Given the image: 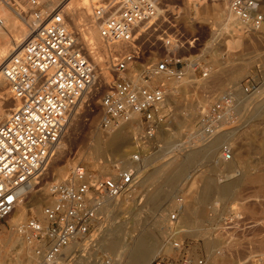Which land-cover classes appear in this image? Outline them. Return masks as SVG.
I'll return each instance as SVG.
<instances>
[{
    "label": "rangeland",
    "instance_id": "1",
    "mask_svg": "<svg viewBox=\"0 0 264 264\" xmlns=\"http://www.w3.org/2000/svg\"><path fill=\"white\" fill-rule=\"evenodd\" d=\"M27 1L0 0V4L8 3L20 14L29 17ZM161 3V8L176 5L177 7L173 9L176 15L169 17L162 12V17L155 21L158 29L148 31L143 39L145 55L142 63L147 65L160 61L170 51L164 47L161 38L166 36L173 38L181 34L184 46L174 50L175 53L182 56L186 62L197 61L200 67L198 70H193L191 64L187 66L182 80L162 78L168 89V96L164 103L165 111H167L166 118L162 124L158 125L155 137L148 141L140 163L136 165L131 159V154L135 150V139H133L134 143L130 144V148L125 147L130 152L124 159L114 153L89 158L94 152L96 142L104 145L109 131L100 126L102 116L100 98L111 83L108 86L104 82L103 85L99 84V66L95 64L85 48L71 16L67 15L71 28L96 68L97 83L85 93V97L83 96L73 109L66 133L59 142L62 148L54 149L34 179L33 191L27 189L23 200L28 201L32 192L43 187H46L48 193L47 185L51 181L66 177L75 165H82L90 171L101 174H112L117 166H138L139 185L137 184L134 189L135 194L129 195L126 198L127 201H124L125 204L123 203L120 207L121 211L115 210L112 217H108L103 212L102 222L105 227H102L106 229L113 220L119 223L122 221L121 226L124 227V231L126 233L129 231L126 236L129 237L131 234L137 236L142 233L153 237L152 239H155L154 241L158 242V246L162 249L156 256L150 258L147 264L161 253L168 255L173 253L170 243L174 238L175 225L170 215L177 213L176 207L183 204V212L179 211L176 216L183 229L189 227L188 229L191 230L187 229L181 237L185 240L186 251L192 257L204 258L205 264H264V225H259L263 213L264 183L248 177L250 174L254 177L260 175V170L264 167V162H259L261 158L264 159V27L258 32H250L246 28L248 31H242V34L232 33L239 26L237 22L235 25V20L224 28L222 8H229L228 0H208L200 5H193L188 0H161ZM14 18L18 20L17 17L14 16ZM231 28L232 30L228 31ZM119 45L120 49L126 48L125 45ZM203 71H206L208 75L203 76ZM110 74L113 80L112 70ZM245 82L251 83L250 92H244L241 89V85ZM231 88L235 89L237 95L234 117L231 121L224 123L220 131L236 130L232 138L210 141L209 150H201V153L195 159L189 160L188 164L178 166L184 153L190 152L192 147H197L191 144V147L185 148L182 144L184 140H187L188 135L198 130L202 108ZM8 91V84L2 78L0 105L6 106H0V108L6 107L10 109L8 111L10 113L15 106V101ZM172 92H175L178 97L176 102H168ZM189 111H192L193 115L187 116ZM128 123L134 127L138 126L141 129L139 133L143 134L144 126L141 123L136 121ZM163 127L165 135L160 136ZM96 133L100 135L98 140ZM224 143L229 144L233 150L232 159L229 161L221 158L220 147ZM202 144L196 141V145ZM185 145L188 144L185 143ZM182 147L185 149L181 150ZM114 159H118L116 167H113L112 162L109 161ZM174 159L177 163L170 166ZM61 167H65L63 174H56ZM160 170L164 177L158 179L156 177ZM175 170L179 171L180 175L176 180L171 181L168 178ZM155 171L158 172L156 177L148 179L145 187H142V176H147L151 172L155 174ZM169 181L171 182L167 183ZM206 181L218 186L237 185L231 189L234 198L228 202L214 194H209L202 203V189ZM154 184H163V191L167 194V198L158 203L147 200V191H150ZM49 200L48 193V196L41 201V212L33 214L29 211L21 221L34 215L42 219L43 206ZM187 203L192 204L193 212L187 209ZM125 205L126 207L123 208ZM199 207L202 208L201 216L195 215ZM134 214H138L136 218ZM9 218L10 216L0 222V264H11L14 262L12 258L16 256V250L8 238L17 233L14 226L9 223ZM194 219L204 221L201 225L204 229L198 230L196 234L192 233L193 226L190 224ZM102 222L98 225L95 242H91L88 248L82 251V254L88 257L89 264H102L101 260L105 261L104 264L113 263L114 255L106 247H100L101 236L105 232L99 228ZM133 225H135V233L132 232ZM195 226L199 227L198 223ZM29 250L30 254H34L30 248Z\"/></svg>",
    "mask_w": 264,
    "mask_h": 264
},
{
    "label": "built area",
    "instance_id": "2",
    "mask_svg": "<svg viewBox=\"0 0 264 264\" xmlns=\"http://www.w3.org/2000/svg\"><path fill=\"white\" fill-rule=\"evenodd\" d=\"M188 1L196 5L208 0ZM228 3L234 17L250 32L264 27L263 0H228ZM31 4L37 23L35 32L9 57L2 70L15 106L0 121V222L14 209L22 187L38 176L44 161L53 153L75 106L97 83L96 68L65 15L66 0H53L47 11L42 9L40 0H31ZM161 6V0H98L92 10L101 37L109 44L126 46L113 51L114 79L100 98V126L109 129L134 121L144 126L143 134L135 138L131 154L136 165L148 141L155 137L158 125L166 118L164 103L168 89L165 80L158 78L165 75L181 80L188 64L193 70L200 67L197 61L186 62L175 53L174 50L184 46L181 34L161 38L164 47L174 43L176 47L160 61L142 63L143 39L148 31L158 29L155 21L162 17V12L169 17L176 15L173 11L176 5ZM202 74L208 75L206 71ZM241 89L250 92L251 83H243ZM235 104L236 91L231 88L203 107L198 130L188 135L182 146L213 138L234 117ZM220 154L222 159L231 160L232 147L224 143ZM138 182V166L117 167L112 174H101L75 165L64 179L48 184L50 200L43 206L47 223L29 217L19 225V232L43 261L77 264L79 251L72 247L74 243L96 237L107 200L132 190ZM180 209L170 215L175 225L170 243L173 253H161L149 264H205L204 258L196 259L186 251L181 237L185 231L176 216Z\"/></svg>",
    "mask_w": 264,
    "mask_h": 264
},
{
    "label": "bare ground",
    "instance_id": "3",
    "mask_svg": "<svg viewBox=\"0 0 264 264\" xmlns=\"http://www.w3.org/2000/svg\"><path fill=\"white\" fill-rule=\"evenodd\" d=\"M97 1L98 0H66L64 12H65L66 17H67V15L71 16V19L74 21L76 29H78V34H80L82 42L84 43V46H86L85 48L88 50L89 54L92 56L95 64L99 66V69H100V72L98 74L99 84L103 85V82H104V84H106L108 86L113 81L112 76L110 74V71L112 68V60H113L112 59L113 56H111V55L114 54L113 51H118V49H120L121 47L119 44H109L108 42H106L101 37L99 28H98L97 24L95 23V20H94L93 15H92L93 7ZM212 1H217V0H212ZM40 2L42 3V9L45 11L49 10L53 5V0H40ZM201 3H203V2H201ZM201 3H197L196 5H200ZM27 4H28L27 10L29 12V17H26V16L20 14L18 12V10L14 9L13 7H10V5L8 3L0 4V19L3 20V23L0 25V85L2 84V78L5 80V82H7L3 76V73H2L4 63L9 59V57L11 55L18 52L20 50V48L24 45V43L26 41H28L33 36V34L35 32L37 23H36V20L34 19V15L32 14L33 13L32 12L33 6L31 4V0H28ZM90 14H91V16H90ZM232 15L233 14L231 13V11L228 7L222 8V16H223L222 20L224 22V28L228 27L229 25H231L236 20L235 25L237 22L238 23L237 25H239V26L236 28L237 30H233L232 33L237 32V34H242V31L243 32L248 31V30H246L247 27L240 24L239 21L234 17V15L233 16ZM14 16L17 17L18 20H16V18H14ZM18 21H20V23H18ZM230 30H232V28L229 29L228 31H230ZM102 41L105 42L106 44H104ZM175 47H176V43L167 47V49L172 50ZM189 65L190 64H188L187 66H189ZM186 67H185L184 76L186 74ZM164 77H166V76L161 75L158 78V80L163 81L162 78H164ZM174 80H175V78H174ZM176 80H180V79H176ZM177 98L178 97L176 96L175 92H172L171 97L168 98V100H169L168 102H176ZM236 98H237V95H236ZM0 106H6V105H0ZM7 108H9V106ZM9 110L6 109V107L0 108V121L5 119L9 115V112H8ZM189 115H193L192 111L188 112L187 116H189ZM108 130L109 131L106 135L104 145H100L99 142H96L95 147H94V152L92 153V156H89V158L101 157L104 154L114 153L116 155H119L120 158L124 159L126 156L129 155V152H130L129 150H126L125 147L129 146V148H130L131 147L130 144L134 143L133 139H135L137 137V135L140 134L139 132L141 131V129L138 126L134 127L130 123H128V124L123 123L117 127L109 128ZM164 130H165V128L163 129V132L160 134V136L165 135ZM235 131L231 130V129L219 131L213 138H211L212 140H208V141L204 142L202 145H196L195 144V146H197V147L190 148L191 149L190 152H188L186 154L184 153L183 158L180 157V158H182V160H180L181 162L178 164V166H182L184 163L188 164L191 160L195 159L201 153V150H203V149L209 150L210 141L214 142L216 139L222 140V139H228L229 137L232 138ZM65 133H66V130H65L64 134ZM99 136H100L99 133H96L97 140L99 139ZM101 144H102V142H101ZM176 147H177V145H176ZM199 147H202V148H199ZM61 148H62V145L59 146V143H58V145L56 146L55 149L60 150ZM183 148L184 147H182L181 150H183ZM47 159L44 161L43 165L45 164ZM177 159H179V158H177ZM117 160L118 159L109 160V161L112 162L113 167H116L118 165ZM175 160L176 159L172 160V162L170 163V166H171V164L173 165V163H174V165H175V163H177ZM259 162H264V159L261 158ZM43 165H42V167H43ZM158 169H159V167H158ZM158 169H156V170H158ZM160 169H161V167H160ZM64 170H65V167H61L56 171V174L61 175V174H63ZM139 171H140V169H139ZM156 172L157 171H155V174L151 172L147 176L144 175V177L142 176V179L140 177V179L142 180V187H145V183L147 182L148 179L156 177ZM158 172H159V174L156 178H158V179L163 178L164 176L162 174V170H160ZM160 173H161V175H160ZM179 175H180L179 171L177 172L175 170L170 175V178H168V176H166V178H168L169 180L172 181V180H176V178H178ZM248 177H250L251 180H255V181H258L260 183H264V167L260 170V175H257L254 177V176H251V174H250V176H248ZM34 179L35 178H33L27 185L23 186L22 189L19 191L18 201H17L14 209L12 210V212L9 215L10 216L9 223L14 226L15 231L17 233V235H11L8 238L9 242L11 243L13 248L16 250V256L14 258H12L14 260V262H12L11 264H66V262L64 260H62L61 262H55V263H47V262L43 261L39 256H37L34 253V251L31 249L30 245L26 242L23 235L19 232V225L25 221V220H23V221H21V220L25 218V216L28 214L29 211L33 214L40 213L41 212V210H40L41 201L44 198H46L48 196V193H49V191L47 193L46 187L45 188L43 187L42 189H39L37 191L32 192L33 194L31 196V198L25 202V199L23 200V195L26 193L27 189H31V191H33V188H32L33 184L32 183H33ZM62 179H64V177L61 178L60 180H62ZM171 181H169L167 183H170ZM173 183H171V185H173ZM138 185H139V183H138ZM162 186H163V184L162 185L154 184V187L150 191H147V193H148V196H147L148 199L147 200L149 202L158 203V202L164 200L165 198H167L166 197L167 194L164 193ZM135 187L128 192L122 193L120 196H118L115 199L107 200V202L103 208V212L106 213L108 217H112L113 212L115 210L119 209V211H121L120 207L122 206V204L124 203L126 198H128L129 195L135 194V190H134ZM231 189L232 188H228V189L222 188L221 189V187H220V189H216V190L220 191V197H222L224 200L229 202L230 199L234 198ZM47 190H48V185H47ZM209 190H210V184L206 183L205 186L203 187V195L204 196L207 195ZM262 202L264 203V200H262ZM263 203H262V209H263ZM181 206L182 205H180V207ZM125 207H126V205L123 208H125ZM191 208L193 209L192 206H191ZM194 212H196V210ZM198 213H199V211H198ZM117 215H119V214H117ZM136 215H138V214H136ZM136 215H135V218H136ZM33 217H35V215ZM262 217H263V213H262L261 219L259 220L260 221L259 225L260 224L264 225L262 222ZM117 218H119V217H117ZM137 218H139V217H137ZM40 220L45 224L47 223V220L45 218L44 213H43V218L42 219L40 218ZM141 220H143V219H141ZM138 222H139V220H138ZM121 223H122V221H121ZM121 223L116 222V220L110 221L109 226L106 229L102 227L105 225V224H103V222H102V225L100 224L101 225L99 227L100 230L105 231V232H103L104 235L101 236L102 238L100 240L101 241L100 247H103V246L106 247L107 250L110 251L114 255L112 264H147L148 261L150 260V258L156 256L158 251H160L162 248H160V246H158V244H157L158 242L156 243L154 241L155 239H152L153 237L151 238L148 234L146 235V234H142V233H139V234L137 233L138 234L137 236H135L133 234H131L129 237L126 236V234L129 231L126 233V231H124V227L121 226L122 225ZM4 227H5V225H4ZM134 229H135V225H133L132 232H134ZM94 238L90 237L87 240H86V238L85 239H79L72 246L73 248H76L78 251L81 252V253L78 252V254H77V259H76L77 264H89L88 257L84 256V253L82 254V251L84 252L86 250V248H88V246L91 244V242ZM28 247L31 249V251L34 254H30V250ZM7 259H8V257H7ZM104 263L105 262H103L102 264H104Z\"/></svg>",
    "mask_w": 264,
    "mask_h": 264
},
{
    "label": "crops",
    "instance_id": "4",
    "mask_svg": "<svg viewBox=\"0 0 264 264\" xmlns=\"http://www.w3.org/2000/svg\"><path fill=\"white\" fill-rule=\"evenodd\" d=\"M226 161V160H225ZM177 179V178H176ZM206 183H209L210 184V190H209V192L207 193V195H209V194H214V195H218V198L220 197V191L219 190H216V189H220V187H221V189L222 188H234L235 186H237V185H232V186H218V185H213L210 181H206ZM205 183V184H206ZM205 184H204V186H205ZM217 187V188H216ZM215 189V190H214ZM257 192H259V191H257ZM217 193V194H216ZM207 195H203V189H202V199H201V202L203 203L205 200H206V196ZM206 197V198H205ZM220 198H222V197H220ZM191 206H192V204H190V203H187V209H191L190 211L191 212H193V209L191 208ZM178 207H180V205L178 206ZM178 207H176V209L178 208ZM190 207V208H189ZM181 209H180V213L181 212H183V210H184V204L180 207ZM200 209V210H199ZM198 211H199V213H198ZM203 213H202V208L201 207H199L198 209H197V214H195V215H199V216H201ZM202 222H204V221H202L201 219L200 220H198V221H196L195 219L194 220H191V222H190V224L193 226L191 229L193 230L192 231V233L193 234H196V233H198V230H203L204 229V227H201V225H202ZM197 223H198V225H199V227L198 226H195V225H197ZM189 228V227H188ZM187 228V229H188ZM187 229H184V231L185 232H187ZM189 230V229H188ZM189 231H191V230H189ZM184 232V233H185Z\"/></svg>",
    "mask_w": 264,
    "mask_h": 264
}]
</instances>
